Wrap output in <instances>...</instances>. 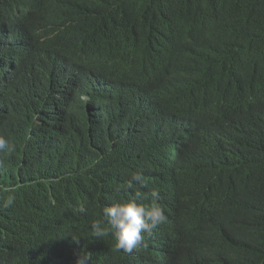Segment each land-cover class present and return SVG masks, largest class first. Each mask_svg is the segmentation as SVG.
<instances>
[{
	"label": "trees",
	"instance_id": "16d2710c",
	"mask_svg": "<svg viewBox=\"0 0 264 264\" xmlns=\"http://www.w3.org/2000/svg\"><path fill=\"white\" fill-rule=\"evenodd\" d=\"M24 14L0 26V264H264V0ZM89 40L109 48L87 58ZM153 192L166 221L118 250L104 207Z\"/></svg>",
	"mask_w": 264,
	"mask_h": 264
},
{
	"label": "clouds",
	"instance_id": "9594fccd",
	"mask_svg": "<svg viewBox=\"0 0 264 264\" xmlns=\"http://www.w3.org/2000/svg\"><path fill=\"white\" fill-rule=\"evenodd\" d=\"M34 0H0V26L11 22L14 18L25 20L26 15L24 12L31 7V3ZM101 40V39H90ZM87 41L82 47L87 51V58L101 57L104 50L109 46L106 44L97 45ZM16 45H11L7 48L10 52L13 51ZM11 54L10 56H12ZM11 63L3 65L0 59V84L9 76V70L11 69ZM8 145V141L0 137V151L5 150ZM155 169V168H154ZM153 176L152 174H149ZM149 178V176H146ZM143 183L142 174L136 173L132 176V180L127 182V187L131 188L132 183ZM153 203L143 204L138 203V200L143 199L139 193H136L134 199L122 201L113 205L105 206L103 209V217L107 224V230L110 231L114 241L115 247L118 250H122L131 253L141 244L145 243L147 235H151L153 230L160 224L166 221L161 206L156 203L159 199V193L153 192ZM15 202V196L9 195L3 202L5 208L11 207ZM78 212L84 213L86 211L84 206H79ZM91 230L96 237H103L105 235V228L100 222L93 223ZM144 246V245H143ZM139 250L141 249L138 248ZM144 255H148L149 251L144 248ZM91 259L90 254L79 255L76 264H89Z\"/></svg>",
	"mask_w": 264,
	"mask_h": 264
}]
</instances>
